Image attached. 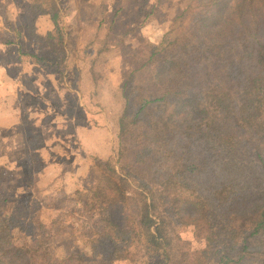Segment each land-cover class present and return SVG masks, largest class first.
<instances>
[{"label":"trees","instance_id":"obj_1","mask_svg":"<svg viewBox=\"0 0 264 264\" xmlns=\"http://www.w3.org/2000/svg\"><path fill=\"white\" fill-rule=\"evenodd\" d=\"M32 7L57 26L59 0ZM178 21L174 38L138 50L121 86L122 132L153 106L176 136L149 153L153 184L129 189L113 164L93 158L96 188L76 191L74 203L93 209L100 200L112 210L132 201L133 209L124 219L105 215L104 228L85 237L92 255L76 249L61 258L41 232L34 243L16 242L18 223L0 190V264H264V0H188ZM57 47L52 67L62 79V39ZM167 213L203 246L185 250ZM133 248L144 258H131Z\"/></svg>","mask_w":264,"mask_h":264},{"label":"rangeland","instance_id":"obj_2","mask_svg":"<svg viewBox=\"0 0 264 264\" xmlns=\"http://www.w3.org/2000/svg\"><path fill=\"white\" fill-rule=\"evenodd\" d=\"M35 2L36 0H7L3 5L5 9L0 6V10L5 11L4 27L16 29L14 40L19 43L23 41L32 49L27 51V59L57 60L61 56L57 45L62 39L66 47L67 70L60 79L55 69L50 68L49 62V65L40 63L49 69L46 73L40 65L38 69L29 64L28 69L25 68V81L16 90L9 86L16 79L15 73L9 74V78L3 81L6 88L4 87L0 98V112L3 114L0 118L5 117V113L11 108H16V112L21 110L27 115L35 111L32 118L36 117L37 123L39 116L35 114L41 104L39 91L43 92L53 100V105L58 110L56 114L53 111L51 120L44 121L67 127V118L70 122L73 120L74 125L82 123L95 128L106 127L113 153L109 159L102 160L113 164L117 173L125 179L127 188L144 191V185L153 184L149 168V163L154 162L149 154L151 149L156 145L169 147L176 142V136L153 106L145 111L143 122L122 132L120 120L125 100L121 86L134 67L132 61L138 55V50H145L147 45L158 46L163 40L167 41L177 35L174 30L178 28L179 21L177 24L176 21L188 0H59L57 26L55 25L51 37L44 38L39 37V13L32 7ZM17 11L27 18L14 19L18 16ZM27 12L30 14L27 15ZM5 38L8 41L11 39L9 36ZM20 54L24 56L21 52ZM33 55L35 56L32 57ZM41 75L43 81L39 82ZM53 77L54 84L51 82ZM44 88L48 89L47 92ZM34 95L35 99H30ZM28 97L30 98L25 99ZM79 99L83 100V104ZM52 110L47 112L51 113ZM60 113H65V116L62 117ZM25 121L26 119L22 120ZM63 135L67 136L64 132L60 136ZM0 138L4 140L5 137L0 135ZM67 143L82 159L78 138L72 136ZM22 147L21 142L17 146L19 153ZM25 158L20 154V162L16 165L20 166L18 170L12 165L15 161L13 155L0 151V190L12 207L13 222L18 223L15 230L18 244L25 240L34 243V238L41 232L49 237L50 242L54 240L59 258L64 257L65 251L76 249L92 255L91 249L85 244V237L104 228L105 215L113 219H124L127 211L131 212L133 209L132 201H129L128 206L120 205L112 210H106L100 200H94L93 209L85 203L86 200H78L81 204L74 203L72 197L77 190L87 193L96 188L93 171L90 176H82L80 180L73 175L74 178L70 180L64 179L60 183L57 181L59 185L56 189L46 190L44 188L49 189V184L46 183L48 181L37 179L39 156ZM65 170L75 172L71 164ZM165 217L170 220L174 235L179 236L185 250L194 251L203 246V241L195 237L192 226L182 224L178 217L170 216L169 213ZM98 249H101V255H98L101 257L103 247L99 246ZM129 253L131 258H144L138 248L129 249ZM98 259L101 258H94L96 262Z\"/></svg>","mask_w":264,"mask_h":264},{"label":"crops","instance_id":"obj_3","mask_svg":"<svg viewBox=\"0 0 264 264\" xmlns=\"http://www.w3.org/2000/svg\"><path fill=\"white\" fill-rule=\"evenodd\" d=\"M6 2L7 0H0V6L2 9H5L3 5ZM1 10L0 98L6 88V86H4L3 84V81L9 78V74H13L14 72V78H16L13 79V82L9 84V86H12L13 89H20L21 84L23 83V81H25V68L28 69L29 64L39 69L40 63L47 64L49 62L51 66L49 67L52 70L54 69L52 67V62H54L53 60L48 61L47 59H43L37 61L30 57L29 58L31 60L26 58L27 51H32V49L29 48L27 43L24 44L23 41L19 43L18 40H14L13 37L16 36L17 30L4 27L5 11L3 12ZM29 14L30 12H27V15ZM17 15V18L14 17V19L16 20L21 19L25 16L20 15L19 11H17ZM24 18L26 19L27 17ZM38 19L39 37L41 36V38H44V36L51 35L55 28L52 17L49 14H39ZM5 36H9L11 38L9 39L10 41H8ZM20 52L24 56H21ZM34 56L35 55H33L32 57ZM41 69L46 73L47 69L45 67L41 66ZM47 71H49V69ZM11 77L13 76L11 75ZM41 81H43L42 75L39 76V82ZM51 82L54 84V77L52 78ZM39 85L41 84L39 83ZM47 90L48 89H45V92H47ZM35 97L36 95H34V97L31 96V98L28 97L25 99H35ZM39 101L41 102V104L39 105V111H36L35 114L38 115L40 119L37 120V123H35L36 117L32 118V115H34L35 111H33L32 114L27 115L21 110L19 111V113L16 112V108H11L5 113V117L0 118V135L5 137L4 140L0 138V151L4 150V153H10L13 155L15 161L14 163H12V165L18 170L20 166L16 167V165H18L20 162V154L25 156V159H28L30 156H32L33 158L39 156V177L37 176V179L39 178V181H48L46 183L49 184V189H44L53 191V189H56L59 185L57 184V181L58 183H60V181L64 179L70 180L71 178H74V176H76V178L80 180L82 176H90L91 172L93 171L92 159H109L113 152L110 139H108V136L106 134V131L108 132V129L106 127L103 128L105 130L104 131L102 128H95L93 125H85L82 123H76L74 125L75 122L73 120L70 122V119L68 120L67 118L65 119L66 121H68L67 127L53 125L51 124V121H44V119H50L53 111L55 114L58 112V110H56L55 106L53 105V100L49 99L44 95L43 92L39 91ZM79 101L83 104L82 99H79ZM49 109H53L51 113L47 112V110ZM2 115L3 114L0 112V117ZM60 115L64 117L65 113H60ZM5 118L6 121H4ZM25 119L26 121L22 122V120L24 121ZM40 121L41 123H39ZM70 127L73 128L70 129ZM63 132L64 134H67V136H60L61 134H63ZM72 136L78 138L80 142L82 149L81 153L83 154L82 159L78 152L74 148H71L69 143H67V141H69L70 137ZM21 142L23 147L21 149L22 151H20L19 153V151H17L19 149L17 148V146H20ZM13 146L15 149H13ZM61 149H63V151L65 150L66 152L60 151ZM70 164L74 166L75 172L65 170L66 167L69 168ZM65 175H67L66 178L64 177Z\"/></svg>","mask_w":264,"mask_h":264}]
</instances>
